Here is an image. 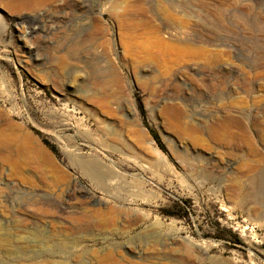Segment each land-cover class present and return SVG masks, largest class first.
<instances>
[{
    "label": "rangeland",
    "instance_id": "374dc122",
    "mask_svg": "<svg viewBox=\"0 0 264 264\" xmlns=\"http://www.w3.org/2000/svg\"><path fill=\"white\" fill-rule=\"evenodd\" d=\"M0 264H264V0H0Z\"/></svg>",
    "mask_w": 264,
    "mask_h": 264
},
{
    "label": "bare ground",
    "instance_id": "6f19581e",
    "mask_svg": "<svg viewBox=\"0 0 264 264\" xmlns=\"http://www.w3.org/2000/svg\"><path fill=\"white\" fill-rule=\"evenodd\" d=\"M169 34L173 35L171 32ZM114 76H116V75H114ZM97 81L100 82L105 87L107 85V82L109 81V79H108V77H103L102 79H98ZM116 81L121 86L120 77H116ZM223 121H221V123H219L217 126L214 125L213 127L211 126L207 130H205V132L207 133V136L214 139V140H218V141H228L230 138H232L233 134L229 129V126H228L229 124L226 122H223ZM202 131L203 130L201 128H195L193 126H190L189 128H187L185 130V134L190 136L192 138V140H194L193 142L199 143V141H200L199 135ZM75 162L79 167H81V169L85 172V174L88 175V177H90L93 181L100 183V184H101V182L105 181V185H107V181H108L107 179H109V175L101 173L98 170L97 165L94 164V162H91V161L86 160V159H80V158L75 160ZM236 181H237V179H236ZM108 182L110 183V180Z\"/></svg>",
    "mask_w": 264,
    "mask_h": 264
},
{
    "label": "trees",
    "instance_id": "16d2710c",
    "mask_svg": "<svg viewBox=\"0 0 264 264\" xmlns=\"http://www.w3.org/2000/svg\"><path fill=\"white\" fill-rule=\"evenodd\" d=\"M153 137L155 138V140L159 143L160 146H162L159 136L156 133H152Z\"/></svg>",
    "mask_w": 264,
    "mask_h": 264
}]
</instances>
